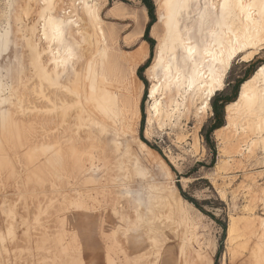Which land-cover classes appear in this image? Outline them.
<instances>
[{
    "label": "rangeland",
    "instance_id": "rangeland-1",
    "mask_svg": "<svg viewBox=\"0 0 264 264\" xmlns=\"http://www.w3.org/2000/svg\"><path fill=\"white\" fill-rule=\"evenodd\" d=\"M43 1L0 0V32L6 27L10 30L9 42L0 48V110L9 109L7 132L0 134V264H106L103 245L111 238V231L118 255H127L131 264L136 256H141V264H264V230L258 221L264 219L262 155L256 151L252 157L246 156L245 141L240 144V153L231 150L233 153L224 154L215 135L216 129L225 125L227 100L238 97L241 84L262 65L264 55L257 54L248 62L236 61L235 71L225 75L222 89L211 97L205 113L196 115L194 108L186 105L178 115L164 116L149 126L153 79L146 69L153 62L156 41L149 36L148 8L142 0H107L101 15L114 28L118 51L135 54L140 41L148 43V57L136 68L143 83L140 118L125 130L116 120V125L101 133L91 122L75 126L71 111L70 127L61 130L56 128V67L52 68L54 63L46 51L48 43L54 48L56 42L40 39L38 31L43 23ZM116 1L122 2L123 11L107 15ZM149 1L153 23L155 5L154 0ZM69 2L52 0L50 11L65 16ZM143 7L148 16L143 35L127 43L124 37L133 32L131 13H142ZM63 67V73H71L69 63ZM46 68L55 72L51 79L43 76ZM64 78V74L59 75L60 81ZM135 87L139 90V85ZM167 91L163 98L166 106L174 97ZM218 121L220 126L216 127ZM17 126L22 129L19 137L14 132ZM56 134L76 144L90 177L71 170L69 163L70 173H64L62 180L66 182L61 184L53 170L46 163L42 165L45 157L56 151ZM138 141L154 152L144 151ZM222 159L228 160L227 167L216 170ZM169 164L181 173L178 181H170ZM77 197L93 204L94 213L73 207ZM181 199L195 208L186 207ZM185 209L190 216L187 222L181 212ZM100 214L103 229H96L98 245L90 249L86 236L90 238L92 219ZM229 225L233 229L228 237ZM74 235L76 241H72ZM70 244L74 248L63 252Z\"/></svg>",
    "mask_w": 264,
    "mask_h": 264
},
{
    "label": "bare ground",
    "instance_id": "bare-ground-1",
    "mask_svg": "<svg viewBox=\"0 0 264 264\" xmlns=\"http://www.w3.org/2000/svg\"><path fill=\"white\" fill-rule=\"evenodd\" d=\"M69 1V14L60 16L58 13L55 15L53 11H50L51 4L54 5L52 0H44L45 7L42 6L41 11L43 23L38 30L41 33L40 39L42 37L45 41L56 42L54 48H51L50 43H48L46 50L50 60L54 63L52 68L56 67V75H54V77L56 76V128L64 130L65 127H70L71 121L69 122L68 117H71L72 112H74V121H76L74 125L77 127H80L83 122V124L91 122L99 126V131L102 133L107 127H113L112 124L115 123L116 125V120H119L121 130H125L127 126L134 124V121L140 118L139 97L143 83L136 75V68L148 57V43L142 40L139 42V48L137 47L138 50L135 54H122L117 48L114 28L108 26L101 15L102 10L107 6V0ZM228 2L232 7L225 9L221 14L219 8H205L204 5H222L225 0H154L156 19L150 25L149 36L156 41L155 55L152 64L146 69L153 79L149 88L151 100L147 118L149 126L153 121H161L164 116L171 118L178 115L180 109H185L186 105L194 108L196 115L208 111L210 103L205 100L207 86L213 85V95H215L224 85L225 75L222 76L219 83L213 84L212 73L218 66L219 53L237 41L242 44L248 42V38H251V41L257 45L264 41V0H228ZM241 3L246 6L243 12L239 7ZM249 5L252 7H247ZM123 9L122 2L116 1L108 8L107 15L117 16ZM90 12L94 14H90ZM249 13H251V18H249ZM62 14L64 13L62 12ZM131 16L133 32L124 37L127 43L133 42L134 39L143 35L144 22L148 19L144 7L142 13L132 12ZM68 21H71V24ZM45 23H47V28H45ZM57 25H62L60 32L63 35L54 30ZM19 27L23 32V26L20 25ZM9 33L8 27L0 32L1 49L5 48L9 42ZM257 49H250L249 51L256 52ZM32 51L34 50L32 49ZM35 52L37 51L35 50ZM30 55L33 56L31 53ZM37 61H40V56ZM68 63L71 65L70 74L63 73V66ZM259 67H264V64ZM259 67L250 78L241 84L238 97L225 105L226 122L224 126L216 129L215 135L223 146L222 152L224 154L228 152L230 154L231 150L234 153H240V144L245 141L246 156H251L259 151L264 163V75L258 74ZM53 69L51 72H47L46 68L43 76L49 79L53 75ZM60 74L65 75L63 81H60L61 78L59 79ZM135 85H139V90L136 89ZM167 90L172 91L174 97L169 98V105L166 106L163 98ZM8 110H0V134L1 131H6L5 124L9 119H7ZM19 127L21 126H17L16 130L12 129L15 130L14 132L18 137L20 136L18 133L22 131V129L18 130ZM90 132L92 133V131ZM138 142L144 151H152L143 142ZM78 149L69 137L65 138L63 134H56V151L50 157L46 156L42 165L46 163V166L53 170L61 184L66 182L62 179L65 178L64 173L69 172V163L71 170L77 169L79 174L86 176L90 169L85 167L84 160L81 161L82 157L79 158ZM88 156L87 159L89 160ZM224 160L220 161L216 170H223L227 167L226 161L228 160ZM181 202L186 207L195 208L183 199ZM73 205L76 209L94 213L91 212V209H94L93 204L89 205L82 198L73 201ZM113 209L115 210L116 207ZM181 212L183 219L186 222L189 221L190 216L186 209ZM93 218H91L93 229H91L90 238L86 236L90 249L98 245L97 239H94L96 229H100L101 232L104 222L101 214ZM258 221L263 225L264 230V219L259 218ZM232 227L230 225L228 227V237L232 232ZM108 235V238H111L106 245H103L105 263L131 264L127 255L125 256L124 253L122 256L118 255L119 250L115 247L114 232L111 231ZM75 236H73L72 241H76ZM64 248L62 251L65 250L66 252L67 248L72 250L74 246L70 244ZM140 258L141 256H136L134 264H141Z\"/></svg>",
    "mask_w": 264,
    "mask_h": 264
},
{
    "label": "snow or ice",
    "instance_id": "snow-or-ice-1",
    "mask_svg": "<svg viewBox=\"0 0 264 264\" xmlns=\"http://www.w3.org/2000/svg\"><path fill=\"white\" fill-rule=\"evenodd\" d=\"M205 8L208 7H215L219 8L221 10V14H223V11L225 9H230L232 5L228 2V0H225V3L222 5H204ZM239 7L241 11L243 12L245 10V5L243 3L239 4ZM247 7H252L251 5ZM90 14H94L90 12ZM249 18H251V13H249ZM51 19L50 17L48 18ZM69 24H71V21H68ZM62 25H57L54 29L58 34L63 35V33L60 32V28ZM45 28H47V23H45ZM46 38V37H45ZM259 48V52L249 51L250 49H257ZM264 55V41H261L259 45L251 41V38H248V42L246 43H240L239 41L232 43L230 47L225 48L219 53V59H218V66L215 68L213 75V84L219 83L221 81L222 76L224 75H231L232 71H235V68L237 67L236 61L243 60L248 61L252 59L255 55ZM216 59V57H214ZM262 64H264V61H261ZM241 67L243 64L240 65ZM259 67V66H258ZM260 75H264V67H259V73ZM213 95V85H208L206 88V96L205 100L207 103H210V98ZM151 104V100L149 101ZM169 168V179L172 182L178 181L180 179L181 173L177 172L175 169L172 168V165H168ZM179 186V185H177Z\"/></svg>",
    "mask_w": 264,
    "mask_h": 264
},
{
    "label": "trees",
    "instance_id": "trees-1",
    "mask_svg": "<svg viewBox=\"0 0 264 264\" xmlns=\"http://www.w3.org/2000/svg\"><path fill=\"white\" fill-rule=\"evenodd\" d=\"M143 2H144V4L147 6V8H148V14H149V16H150V18H151V22L149 23V25H151V23H152V21H153V15H152V10H153V6H152V3L149 1V0H142ZM149 25H148V27H149ZM243 80H240V81H238V85L242 82ZM234 100V99H233ZM233 100H231V101H233ZM227 101H229V102H231L230 100H227ZM223 105V104H222ZM212 107H213V110H214V113L215 114H217V106L213 103L212 104ZM220 126V121H218V123H217V125H216V127H219ZM190 201L191 202H193L195 205H197L196 204V202L195 201H193L192 199H190Z\"/></svg>",
    "mask_w": 264,
    "mask_h": 264
}]
</instances>
